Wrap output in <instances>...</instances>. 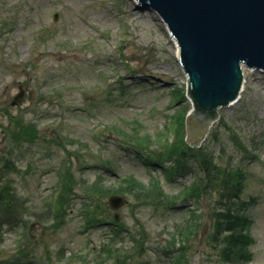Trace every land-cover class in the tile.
Listing matches in <instances>:
<instances>
[{"label": "rangeland", "instance_id": "1", "mask_svg": "<svg viewBox=\"0 0 264 264\" xmlns=\"http://www.w3.org/2000/svg\"><path fill=\"white\" fill-rule=\"evenodd\" d=\"M174 41L136 0H0V189L17 197L0 264H226L197 171L165 172L189 145ZM243 73L197 148L242 174L248 264H264V71Z\"/></svg>", "mask_w": 264, "mask_h": 264}, {"label": "water", "instance_id": "2", "mask_svg": "<svg viewBox=\"0 0 264 264\" xmlns=\"http://www.w3.org/2000/svg\"><path fill=\"white\" fill-rule=\"evenodd\" d=\"M155 11L177 41L192 108L185 117L193 147L204 140L217 110L239 97L243 70L264 71V0H136ZM112 208L125 203L111 195ZM118 219V215L114 216ZM210 215L203 226L209 225Z\"/></svg>", "mask_w": 264, "mask_h": 264}, {"label": "trees", "instance_id": "3", "mask_svg": "<svg viewBox=\"0 0 264 264\" xmlns=\"http://www.w3.org/2000/svg\"><path fill=\"white\" fill-rule=\"evenodd\" d=\"M188 109L183 111V115ZM181 132H184L183 129L179 135ZM174 144H172L173 152L171 153L173 157L167 161L170 165L168 167L165 165L167 167L165 172H169L171 176H183L189 173L195 175L197 171L196 183L201 184L194 186L198 192L196 196L198 197L201 193L205 195V198L210 197L214 200L215 209L211 210L212 217L215 218L213 238L217 241L220 259L226 264H248L252 259L250 246L253 239L248 233L251 222L247 214L248 203L241 198L242 174L229 167L222 168L217 165L211 153L204 149L192 148L184 142ZM125 186L135 188L133 192L142 194L143 198L150 197L145 194L151 191L150 188L145 189L137 184L135 186L134 182H127ZM16 202L17 197L12 188H9L8 184L4 185L0 189V226L10 224L12 220L8 216L16 212ZM13 217L15 219L17 216L13 215ZM183 234L182 230L180 232L182 238ZM179 253H183V250ZM180 256L179 254L175 260L172 259L174 264H181Z\"/></svg>", "mask_w": 264, "mask_h": 264}, {"label": "bare ground", "instance_id": "4", "mask_svg": "<svg viewBox=\"0 0 264 264\" xmlns=\"http://www.w3.org/2000/svg\"><path fill=\"white\" fill-rule=\"evenodd\" d=\"M174 42L176 43V41H174ZM177 54H178V52H177V47H176V56H177ZM246 68H249V67H247V66H245V65L242 66V70H243V71H244ZM244 83H245V80H244ZM244 85H245V84H243V87H244ZM243 89H244V88H242V90H243ZM240 94H241V92H240ZM239 97H240V95H239ZM238 99H239V98H238ZM236 101H237V100H236ZM236 101H235V102H236ZM235 102L230 103V104L228 105V107L231 106V105H234ZM226 107H227V106H226Z\"/></svg>", "mask_w": 264, "mask_h": 264}]
</instances>
